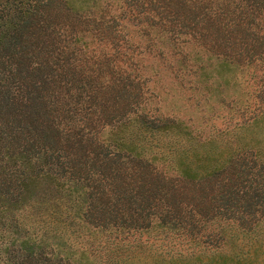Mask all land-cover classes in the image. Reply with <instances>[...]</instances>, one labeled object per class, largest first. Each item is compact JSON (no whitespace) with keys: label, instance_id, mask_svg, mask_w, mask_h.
Segmentation results:
<instances>
[{"label":"trees","instance_id":"obj_1","mask_svg":"<svg viewBox=\"0 0 264 264\" xmlns=\"http://www.w3.org/2000/svg\"><path fill=\"white\" fill-rule=\"evenodd\" d=\"M205 55L224 78L264 74V0H0V264H94L75 247L152 226L206 246L254 227L264 163L194 169L187 126L146 110V56Z\"/></svg>","mask_w":264,"mask_h":264},{"label":"rangeland","instance_id":"obj_2","mask_svg":"<svg viewBox=\"0 0 264 264\" xmlns=\"http://www.w3.org/2000/svg\"><path fill=\"white\" fill-rule=\"evenodd\" d=\"M217 62V58L205 55L188 59L182 67L171 58L146 56L140 63L148 76L143 95L146 110L174 117L187 126L191 150L185 161L194 169L202 170L206 164L223 161L237 151L247 164L252 160L264 163L262 63L237 67L224 78L217 72ZM175 160L177 157L170 162L166 159L165 164L172 168L171 161L175 164ZM247 178L258 182V210L243 217L256 224L247 231L225 227L227 237L217 243L219 246L201 245L152 226L133 230L116 244L109 242L111 251L96 249L95 245L75 249L86 250L83 255L94 264H264V171L256 173L254 168Z\"/></svg>","mask_w":264,"mask_h":264}]
</instances>
